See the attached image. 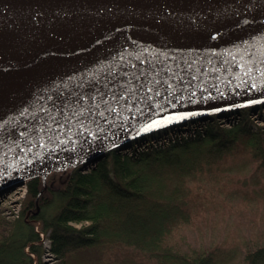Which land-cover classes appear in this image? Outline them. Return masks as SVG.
Masks as SVG:
<instances>
[{
  "label": "water",
  "instance_id": "obj_1",
  "mask_svg": "<svg viewBox=\"0 0 264 264\" xmlns=\"http://www.w3.org/2000/svg\"><path fill=\"white\" fill-rule=\"evenodd\" d=\"M258 105L264 0H0V193Z\"/></svg>",
  "mask_w": 264,
  "mask_h": 264
},
{
  "label": "trees",
  "instance_id": "obj_2",
  "mask_svg": "<svg viewBox=\"0 0 264 264\" xmlns=\"http://www.w3.org/2000/svg\"><path fill=\"white\" fill-rule=\"evenodd\" d=\"M264 105L130 139L24 183L0 264H264ZM6 194L0 193V199Z\"/></svg>",
  "mask_w": 264,
  "mask_h": 264
},
{
  "label": "rangeland",
  "instance_id": "obj_3",
  "mask_svg": "<svg viewBox=\"0 0 264 264\" xmlns=\"http://www.w3.org/2000/svg\"><path fill=\"white\" fill-rule=\"evenodd\" d=\"M257 125L264 126V122L256 120ZM24 195V188L19 187L0 199V220H9L19 212L20 203ZM42 252L40 255L41 264H59L58 261L48 251L49 240L42 238Z\"/></svg>",
  "mask_w": 264,
  "mask_h": 264
}]
</instances>
